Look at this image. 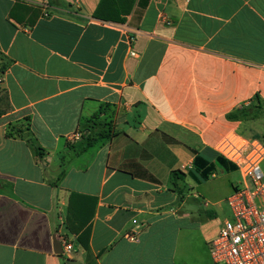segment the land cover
Here are the masks:
<instances>
[{"label":"crops","instance_id":"crops-1","mask_svg":"<svg viewBox=\"0 0 264 264\" xmlns=\"http://www.w3.org/2000/svg\"><path fill=\"white\" fill-rule=\"evenodd\" d=\"M0 68V264H212L215 148L264 120V0H0Z\"/></svg>","mask_w":264,"mask_h":264},{"label":"built area","instance_id":"built-area-1","mask_svg":"<svg viewBox=\"0 0 264 264\" xmlns=\"http://www.w3.org/2000/svg\"><path fill=\"white\" fill-rule=\"evenodd\" d=\"M166 24H171L162 18ZM133 40V37H131ZM135 56V53H132ZM82 132L67 136L80 141ZM217 154L235 166L242 176L241 187H234L227 201L232 220H226L211 243L212 264H264V143L236 131L229 132L216 146ZM131 241L136 240L130 235ZM63 253L71 255L73 244L62 239Z\"/></svg>","mask_w":264,"mask_h":264},{"label":"rangeland","instance_id":"rangeland-1","mask_svg":"<svg viewBox=\"0 0 264 264\" xmlns=\"http://www.w3.org/2000/svg\"><path fill=\"white\" fill-rule=\"evenodd\" d=\"M1 69V68H0ZM252 131L246 133L247 136H252V135H258V137L261 139V141L264 143V120H261L259 122H256L254 125L251 126ZM244 129H249V127H245ZM248 131V130H247ZM263 172H264V162L262 163L261 166ZM219 177L217 178V181L219 180H224L225 182L229 179L232 180V182L234 183V187H238L242 185V176L239 172H234V174L226 176V171H219ZM225 175V177H224ZM216 180V179H213ZM234 190V188H233ZM232 190V191H233ZM232 193V192H231ZM229 196H227L222 204V212H220V210H217L216 208L210 206L209 208L207 207L206 210L207 211H211L213 212L216 217L213 218L210 221H207L205 223V232H206V236L208 238V245L211 248V243L212 241L218 236L221 227L223 225V223L226 220H232V212L231 209L228 205V199ZM188 264H191L188 262Z\"/></svg>","mask_w":264,"mask_h":264},{"label":"trees","instance_id":"trees-1","mask_svg":"<svg viewBox=\"0 0 264 264\" xmlns=\"http://www.w3.org/2000/svg\"><path fill=\"white\" fill-rule=\"evenodd\" d=\"M259 108H260V106H259ZM263 113L264 112L260 111V114L264 115ZM88 131H89V129L84 131L83 137H85V138H87L89 140V146H91L96 141H98L99 139L97 137H92V132H89L88 134H86ZM104 135H105V133L104 134L102 133L99 136L101 138H103ZM31 141L32 140H28V142H29L30 146L32 147L33 151L35 152L36 155L39 154L40 151H41L40 148L36 147L33 143H31ZM200 159H201L200 157L197 158V161H196L197 165L199 164V160ZM217 161H218V163L220 165L225 167L226 163H225L224 160H222V157L217 158ZM207 163L208 162L206 161L205 165H207ZM214 166H215L214 164H210L203 172L200 173L199 179L202 180V181L207 180L209 178L210 174L214 171ZM234 169H236L235 166H230L229 170L233 171ZM194 173H196V172H194ZM172 174H173V177L181 176V174L179 172H173Z\"/></svg>","mask_w":264,"mask_h":264},{"label":"water","instance_id":"water-1","mask_svg":"<svg viewBox=\"0 0 264 264\" xmlns=\"http://www.w3.org/2000/svg\"><path fill=\"white\" fill-rule=\"evenodd\" d=\"M54 249H55V252L57 254H62L63 253L62 245L58 241L55 242V248Z\"/></svg>","mask_w":264,"mask_h":264}]
</instances>
